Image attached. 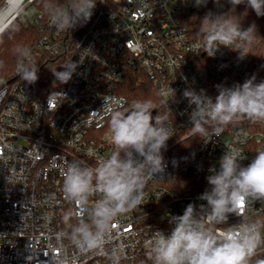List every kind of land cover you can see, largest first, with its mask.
<instances>
[{"label":"built area","instance_id":"built-area-1","mask_svg":"<svg viewBox=\"0 0 264 264\" xmlns=\"http://www.w3.org/2000/svg\"><path fill=\"white\" fill-rule=\"evenodd\" d=\"M185 9L217 11L212 0L199 8L194 0H98L89 28L75 43L53 28L37 43L53 55L67 48L63 66L79 63L67 84L34 95L16 74L0 78V264H111L109 256L117 245L123 246L120 264H152L148 241L153 230L170 234L167 216L183 214L189 203H206L197 197L209 187L206 176L218 166L225 144L242 148L244 164L264 149V123L246 117L208 142L207 136L193 135L188 118L192 107L183 91L203 89L215 98L216 85L242 84L250 78L249 56L247 48L243 59L225 47L215 57L196 53L192 46L201 42V34L183 22ZM40 18L38 12L30 21L38 23ZM131 68H140L159 92L175 90L168 101L173 135L162 152L165 175L171 178L149 181L143 205L115 223V238L105 245L106 254L81 251L57 238L76 222L75 217L65 220L77 206L64 197L63 172L72 161L95 166L114 150L103 97L111 95L127 108L120 86ZM59 92L66 96L62 102ZM89 149L94 157L87 155ZM178 185L188 189L179 190ZM243 219L259 221L264 233V205L256 202ZM238 221L230 215L229 224ZM258 252L264 258V245Z\"/></svg>","mask_w":264,"mask_h":264},{"label":"clouds","instance_id":"clouds-1","mask_svg":"<svg viewBox=\"0 0 264 264\" xmlns=\"http://www.w3.org/2000/svg\"><path fill=\"white\" fill-rule=\"evenodd\" d=\"M98 0H42L43 14L56 32H71L91 20ZM102 2V0H100ZM217 11L209 10L200 21L201 42L192 47L196 53L215 57L221 47L238 51L239 58L245 48L262 39L255 22L242 27L251 9L257 17H264V0H212ZM208 0H194L195 7H206ZM225 4L230 5L226 11ZM246 10L237 14V6ZM22 7V3H21ZM4 29H0V32ZM238 45L239 50H236ZM203 49V51H201ZM15 74L27 84H35L39 67L27 46L16 45ZM78 62L61 66L63 71L53 72L61 84H67L76 72ZM218 95L209 96L205 90L186 88L183 97L192 111L189 121L193 135L219 137L225 127L246 117L254 123H264V80L257 82L253 74L242 84L231 87L216 85ZM61 102L66 99L63 92ZM160 104L168 109L161 115L151 99L134 100L125 108L122 101L106 95L104 107L109 116V128L114 150L108 158H100L95 166L83 161H72L63 172L62 191L67 201L77 206L69 211L65 220L76 218L67 232L57 238L67 239L81 251L96 250L101 254L105 245L114 240V225L119 218L137 210L145 200V189L152 179L166 181L167 164L163 150L173 135L172 114L168 101L174 99L175 90L161 89ZM52 96V95H51ZM194 106V107H193ZM157 114L154 116L153 112ZM205 142V143H207ZM225 152L218 166L209 169L206 176L209 187L198 195L204 201L189 203L181 215L167 216L172 226L165 235L155 229L148 241V257L152 264H264L258 250L264 245V233L259 221L249 223L243 217L256 202L264 205V149H260L249 163L242 148L225 144ZM94 157L95 151L88 150ZM176 164V161H173ZM92 197L96 199L90 202ZM239 221L229 224L230 215ZM122 245H117L109 256L111 264H120Z\"/></svg>","mask_w":264,"mask_h":264},{"label":"trees","instance_id":"trees-1","mask_svg":"<svg viewBox=\"0 0 264 264\" xmlns=\"http://www.w3.org/2000/svg\"><path fill=\"white\" fill-rule=\"evenodd\" d=\"M6 0H0V7ZM61 3L65 0H60ZM31 4L35 5L38 12L41 13V18L38 23L28 21L23 23L21 13L0 33V78H12L15 74V67L17 63L15 47L16 45L27 46L31 49L32 56L36 53L43 54V60L39 65L38 76L39 79L35 84H27L29 91L34 95H44L52 87H57L61 83L56 79L53 72L61 71L67 54V48L60 55H53L42 51L37 47V43L45 35L53 32L49 26L48 18L43 14L42 0H32ZM230 5L222 10L226 11ZM246 10L245 5L237 6V14L243 13ZM248 16L244 19L242 27L247 28L251 23L255 22L258 29V35L264 39V20L263 17H257L251 10L247 9ZM206 12L197 9H185L183 11V22L190 26L195 31H200V21ZM92 20V17H91ZM91 20L82 27H77L71 32L65 31L68 34L70 41L75 43L82 33L86 31L91 23ZM249 56L248 74L251 77L256 75L257 82L264 80V40H260L252 47L247 48ZM19 79V76H15ZM120 92L126 95L128 102L127 107H130L131 102L134 100L151 99L156 105L157 110L161 115L167 114L166 107L161 106L160 102L163 99L159 95V91L156 85L150 80V78L140 69L131 68L126 73V78L120 86ZM157 113L154 111L153 115ZM181 176V175H180ZM179 190H185L187 187L176 186ZM188 189V188H187Z\"/></svg>","mask_w":264,"mask_h":264},{"label":"rangeland","instance_id":"rangeland-1","mask_svg":"<svg viewBox=\"0 0 264 264\" xmlns=\"http://www.w3.org/2000/svg\"><path fill=\"white\" fill-rule=\"evenodd\" d=\"M32 0H25L23 3L22 7L20 6L17 12L20 14L21 13V18L20 20L23 22V19L30 21V19L38 13V9L36 8L35 5L31 4ZM7 1L3 2V4L0 7V11L2 8L5 7ZM27 21V22H28ZM25 23V22H23ZM30 60H34L35 63L38 64V67L40 63L43 60V54L42 53H36L34 56L30 58Z\"/></svg>","mask_w":264,"mask_h":264},{"label":"bare ground","instance_id":"bare-ground-1","mask_svg":"<svg viewBox=\"0 0 264 264\" xmlns=\"http://www.w3.org/2000/svg\"><path fill=\"white\" fill-rule=\"evenodd\" d=\"M24 2L25 0H7L5 7L0 11V26L5 25Z\"/></svg>","mask_w":264,"mask_h":264},{"label":"water","instance_id":"water-1","mask_svg":"<svg viewBox=\"0 0 264 264\" xmlns=\"http://www.w3.org/2000/svg\"><path fill=\"white\" fill-rule=\"evenodd\" d=\"M7 1V0H6ZM18 12H16L12 17L11 19L9 20V23H11L17 16H18Z\"/></svg>","mask_w":264,"mask_h":264}]
</instances>
